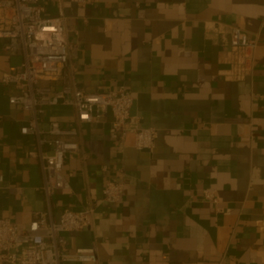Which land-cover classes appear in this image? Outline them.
Wrapping results in <instances>:
<instances>
[{
	"label": "crops",
	"instance_id": "0c3cea01",
	"mask_svg": "<svg viewBox=\"0 0 264 264\" xmlns=\"http://www.w3.org/2000/svg\"><path fill=\"white\" fill-rule=\"evenodd\" d=\"M42 3L47 16L66 15L69 64L63 79L41 83L124 85L130 114L158 132L154 151L140 150L133 133L112 132L110 114L81 123L73 106L44 109L41 128L77 127L81 142L66 159L72 189L55 193L54 218L95 208L90 227L64 233L66 250L95 247L100 264H264V0ZM233 27L257 38L247 75L230 54ZM22 63L18 43L0 38V215L25 231L46 202L29 155L36 136L21 132L31 114L2 82ZM108 179L124 184L117 203L102 199Z\"/></svg>",
	"mask_w": 264,
	"mask_h": 264
},
{
	"label": "built area",
	"instance_id": "2783aa9c",
	"mask_svg": "<svg viewBox=\"0 0 264 264\" xmlns=\"http://www.w3.org/2000/svg\"><path fill=\"white\" fill-rule=\"evenodd\" d=\"M79 6L94 0H71ZM42 0H0V38L15 40L23 54L21 68L5 71L2 82L12 85L17 93L9 98L31 114L29 122L21 127L22 134L36 136L37 149L29 155L39 159L42 170L41 190L46 208L37 213L25 231L9 218L0 215V262L9 264H100L95 247H78L66 250L64 233L83 230L95 220V208L80 211L63 210L59 218L53 216L52 200L59 190L70 192L71 185L63 168L68 156L81 149L77 139L78 129L51 121L47 129L40 127V116L47 106L66 104L76 110L81 123H97L101 117L111 115V130L123 136L133 133L135 146L140 150L153 152L158 136L154 127H141L137 116L130 114L133 96L129 88L120 85L117 89L89 91L64 83L60 88L41 82H58L65 76L69 64L66 15L60 12L54 16L45 14ZM231 56L242 68L243 74L250 73L252 59L257 47V38L239 27L231 31ZM6 49L13 50L11 44ZM3 176L0 175V181ZM16 198L19 188L12 189ZM124 184L108 179L102 190V199L117 203L121 200ZM208 200L218 203L215 192L204 190ZM20 250L17 251L16 247Z\"/></svg>",
	"mask_w": 264,
	"mask_h": 264
}]
</instances>
